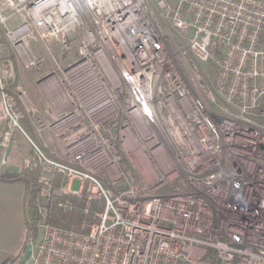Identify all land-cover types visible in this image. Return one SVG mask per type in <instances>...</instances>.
<instances>
[{
  "label": "built area",
  "instance_id": "obj_1",
  "mask_svg": "<svg viewBox=\"0 0 264 264\" xmlns=\"http://www.w3.org/2000/svg\"><path fill=\"white\" fill-rule=\"evenodd\" d=\"M19 58L55 65L54 156ZM0 120L41 168L27 264H264V0H0Z\"/></svg>",
  "mask_w": 264,
  "mask_h": 264
},
{
  "label": "rangeland",
  "instance_id": "obj_2",
  "mask_svg": "<svg viewBox=\"0 0 264 264\" xmlns=\"http://www.w3.org/2000/svg\"><path fill=\"white\" fill-rule=\"evenodd\" d=\"M2 41V40H1ZM47 54L46 51L42 55ZM55 65L50 62H46L42 68H26L22 58L17 59L16 68L18 73V82L24 90V98L21 101V107L25 111L28 118V122L31 126H34L40 134H42L43 140L38 141L34 134L29 130L26 125L25 120L22 118L21 124L25 128L27 134L31 139L40 147L45 154L48 156H54V151L59 150L58 137L53 134L51 123L54 118L48 117L45 114V110L49 108L50 104L43 95V89L50 88V86H44L41 83V77H43L47 72L53 70ZM42 90V92H41ZM30 111L26 112L27 109ZM6 122L0 120V175L1 172H5L8 175L20 173L22 170L31 168L27 165L28 159L35 156V147L31 142L30 138L26 133L17 131L16 135L13 137L10 147L7 149L3 144V136L5 132ZM38 166H33L36 168ZM78 185V181L74 182V187ZM80 214L72 217L70 221L75 223L78 220ZM74 218V219H73ZM25 237V236H24ZM28 245L24 242L21 246L14 252L10 258L4 264H27L26 251ZM28 252V251H27Z\"/></svg>",
  "mask_w": 264,
  "mask_h": 264
},
{
  "label": "crops",
  "instance_id": "obj_3",
  "mask_svg": "<svg viewBox=\"0 0 264 264\" xmlns=\"http://www.w3.org/2000/svg\"><path fill=\"white\" fill-rule=\"evenodd\" d=\"M43 95L50 104L49 108L45 110V114L55 118L64 106L61 97L47 88L43 89ZM28 111L30 110L27 109L26 112ZM23 119L36 139L42 141V134L27 121L26 113ZM5 172H1V174L9 176ZM24 196L25 185L23 183L0 181V264L7 262L23 242L26 233Z\"/></svg>",
  "mask_w": 264,
  "mask_h": 264
},
{
  "label": "trees",
  "instance_id": "obj_4",
  "mask_svg": "<svg viewBox=\"0 0 264 264\" xmlns=\"http://www.w3.org/2000/svg\"><path fill=\"white\" fill-rule=\"evenodd\" d=\"M41 168H29L20 173L12 175H0V181L19 182L25 185L24 215L25 225L28 233L36 232L38 227L37 197L41 191L43 182L41 180Z\"/></svg>",
  "mask_w": 264,
  "mask_h": 264
}]
</instances>
